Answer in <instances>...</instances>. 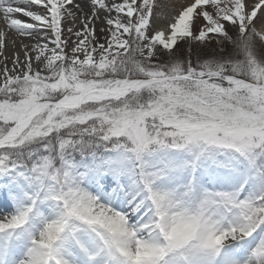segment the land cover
<instances>
[{"label": "snow or ice", "instance_id": "obj_1", "mask_svg": "<svg viewBox=\"0 0 264 264\" xmlns=\"http://www.w3.org/2000/svg\"><path fill=\"white\" fill-rule=\"evenodd\" d=\"M0 264H264V0H0Z\"/></svg>", "mask_w": 264, "mask_h": 264}, {"label": "bare ground", "instance_id": "obj_2", "mask_svg": "<svg viewBox=\"0 0 264 264\" xmlns=\"http://www.w3.org/2000/svg\"><path fill=\"white\" fill-rule=\"evenodd\" d=\"M177 6H179V5H177ZM9 39H11V38H9ZM12 53H13V46L11 45V43H9L8 50L6 52V55H8V56L11 57Z\"/></svg>", "mask_w": 264, "mask_h": 264}, {"label": "rangeland", "instance_id": "obj_3", "mask_svg": "<svg viewBox=\"0 0 264 264\" xmlns=\"http://www.w3.org/2000/svg\"><path fill=\"white\" fill-rule=\"evenodd\" d=\"M177 5H179V0H177Z\"/></svg>", "mask_w": 264, "mask_h": 264}]
</instances>
